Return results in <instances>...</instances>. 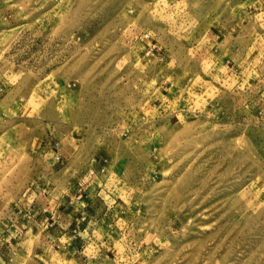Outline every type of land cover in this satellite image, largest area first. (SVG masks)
<instances>
[{"label":"rangeland","instance_id":"374dc122","mask_svg":"<svg viewBox=\"0 0 264 264\" xmlns=\"http://www.w3.org/2000/svg\"><path fill=\"white\" fill-rule=\"evenodd\" d=\"M47 150L74 242L8 264H264V0H0L1 215L56 210Z\"/></svg>","mask_w":264,"mask_h":264},{"label":"crops","instance_id":"0c3cea01","mask_svg":"<svg viewBox=\"0 0 264 264\" xmlns=\"http://www.w3.org/2000/svg\"><path fill=\"white\" fill-rule=\"evenodd\" d=\"M49 154V157H51V162L49 160V163H56L58 164V167L59 165L60 167L57 171L52 173L50 172L46 180L43 176L42 178H38V174H36L33 178L34 181L29 184V189L35 192L36 188H39L40 192L42 191L41 194H43L47 192L48 188L51 186L52 190H56L58 188V190L62 191V193L61 197L57 201V208L54 211L47 212V209L43 207L42 203L37 202V200H33L34 202L27 206H25L20 201L16 204H12L9 206V209H5L6 211H4L3 215H1L2 212L0 211V228H4L6 232L11 234L8 236L2 235V237H0V241L2 242V245L5 243L8 249L13 248V246L15 247V242L18 240V237L33 227L43 228L44 230L50 231L52 230L51 232L53 233L47 235L45 234L46 236L44 235V243H49L53 246L60 247L66 246V244L71 245V243L74 242L72 237L76 236L73 235V233H76L75 228L77 225H79L80 217H78V213L81 214V216L83 215L82 212H80L82 208H80V210H78V212L72 218H67V222L62 220L60 211L66 210V206L68 204V206H70L69 210H71L74 207L71 205H76L77 199H79L78 197L82 196L84 193H88L91 190L90 185L84 186L87 179L90 178L91 173L87 174L88 176L84 178V181H78L77 179L80 180V178H77L76 175L71 172L73 169L69 168L71 169L70 172H62L61 170L62 165L66 166L70 163V160L66 156H55V153L52 154L49 150L45 151L42 156L44 157ZM42 173L41 175H44V172ZM55 178L58 180L57 182L54 180ZM37 192L39 191L37 190ZM71 192H73V195ZM78 192H81V195H78L77 197L75 194ZM63 204L65 206L62 210H60L59 208ZM7 239L10 241V243L7 242ZM3 246H0V261L1 259L3 260L2 263L0 262V264H8L7 261H5L6 256H3L4 252L1 250Z\"/></svg>","mask_w":264,"mask_h":264}]
</instances>
